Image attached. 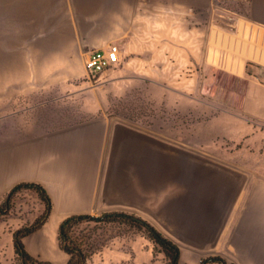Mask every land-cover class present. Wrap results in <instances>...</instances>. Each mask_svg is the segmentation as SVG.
<instances>
[{
  "label": "crops",
  "instance_id": "0c3cea01",
  "mask_svg": "<svg viewBox=\"0 0 264 264\" xmlns=\"http://www.w3.org/2000/svg\"><path fill=\"white\" fill-rule=\"evenodd\" d=\"M6 1L35 3L28 16L42 28V41L53 44L46 47L89 53L118 44L119 64L95 85L97 106L121 95L123 82L144 89L155 107L169 112L215 114L209 135L260 141L264 0ZM72 28L77 41L69 47ZM164 152L163 141H116L103 120L42 130L0 153V201L19 182L46 188L53 203L49 221L25 240L46 256H61L48 241L66 217L124 211L177 242L178 264H200L211 255L228 264H264V154L242 157L253 163L249 170ZM154 248L142 232L113 237L94 264H153ZM61 257L69 259L66 252Z\"/></svg>",
  "mask_w": 264,
  "mask_h": 264
},
{
  "label": "rangeland",
  "instance_id": "374dc122",
  "mask_svg": "<svg viewBox=\"0 0 264 264\" xmlns=\"http://www.w3.org/2000/svg\"><path fill=\"white\" fill-rule=\"evenodd\" d=\"M219 1L222 0H213V5ZM242 3L238 7L240 11L246 8L245 2ZM34 5L0 0V153L7 143L27 140L42 130L55 131L103 120L116 141H163L165 155H194L223 168L246 166L251 170L253 163L242 162V157L264 154V125L260 141H231L219 134L209 135L210 120L215 114L198 117L169 112L164 107H155L144 89L129 88L123 82L118 83L124 91L121 95L110 97L107 105L97 106L95 85L99 79L89 81L84 66L89 49L46 47L53 44L42 41L45 37L42 28L33 26L34 20L28 16L35 14ZM68 10L72 11L70 4ZM74 31L69 29L66 35L69 47L77 41ZM119 166L122 164L117 161ZM166 168L170 167L165 163ZM43 210L44 203L36 191L23 189L16 194L9 214L0 216V264H21L14 250L13 232L30 225ZM44 226L24 241L40 233ZM72 231L83 241L86 250L91 253L95 249L87 264L95 263L96 254L106 249L113 237L130 238L137 232L144 235L136 227L119 221H85ZM48 244L59 255L65 254L57 238ZM27 249L35 257L54 264L67 261L58 255L46 256L42 251ZM153 262L168 264L167 258H161L158 251H154Z\"/></svg>",
  "mask_w": 264,
  "mask_h": 264
},
{
  "label": "trees",
  "instance_id": "16d2710c",
  "mask_svg": "<svg viewBox=\"0 0 264 264\" xmlns=\"http://www.w3.org/2000/svg\"><path fill=\"white\" fill-rule=\"evenodd\" d=\"M23 189L34 190L44 203V210L30 225L22 226L13 232V246L21 264H54L52 261L41 260L32 255L25 244L24 239L39 231L49 220L53 203L46 188L37 182H19L14 185L5 197L0 201V216H6L14 204V197ZM85 221L113 222L119 221L144 232L154 245V251L161 252L168 260V264H178L180 247L177 242L165 235L146 219L124 211H107L100 215L74 214L63 219L58 228V245L61 250L69 255L66 264H87L90 255L95 252L86 250L83 241L73 234L72 229ZM200 264H228L220 255H211L201 259Z\"/></svg>",
  "mask_w": 264,
  "mask_h": 264
},
{
  "label": "built area",
  "instance_id": "2783aa9c",
  "mask_svg": "<svg viewBox=\"0 0 264 264\" xmlns=\"http://www.w3.org/2000/svg\"><path fill=\"white\" fill-rule=\"evenodd\" d=\"M120 62V48L112 43L106 49H94L85 58V71L89 81H97L107 69L114 68Z\"/></svg>",
  "mask_w": 264,
  "mask_h": 264
}]
</instances>
